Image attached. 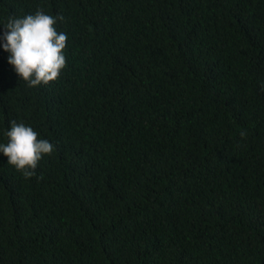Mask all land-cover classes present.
<instances>
[{"label":"trees","instance_id":"1","mask_svg":"<svg viewBox=\"0 0 264 264\" xmlns=\"http://www.w3.org/2000/svg\"><path fill=\"white\" fill-rule=\"evenodd\" d=\"M37 9L67 67L29 87L0 47V143L55 150L0 153V264H264V0H0V33Z\"/></svg>","mask_w":264,"mask_h":264},{"label":"clouds","instance_id":"2","mask_svg":"<svg viewBox=\"0 0 264 264\" xmlns=\"http://www.w3.org/2000/svg\"><path fill=\"white\" fill-rule=\"evenodd\" d=\"M64 17L45 14L37 9L34 14L21 18L9 16L3 23L0 47L7 53L10 64L20 80L29 87L47 85L59 79L67 67L65 48L67 34L57 30V21ZM6 131L7 143H0V153L7 157V163L21 172L25 178L36 175L35 169L45 155H51L55 146L30 125L15 120L9 122ZM245 133L241 132V136ZM42 178V177H41Z\"/></svg>","mask_w":264,"mask_h":264}]
</instances>
